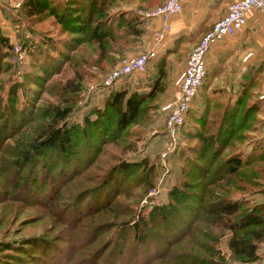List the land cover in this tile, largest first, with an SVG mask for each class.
Instances as JSON below:
<instances>
[{
	"label": "trees",
	"instance_id": "16d2710c",
	"mask_svg": "<svg viewBox=\"0 0 264 264\" xmlns=\"http://www.w3.org/2000/svg\"><path fill=\"white\" fill-rule=\"evenodd\" d=\"M129 1L132 0H25L23 3L27 16H47L50 19L52 27L46 35L48 51L43 54L41 73L35 77L50 79L47 86L52 82L60 93L58 101H46L41 106L35 105L33 101L36 97H33L27 113L23 111L18 121L12 117L18 126L24 123H32L33 126V122L44 120L38 124L39 128L35 126L33 136L23 142L17 153L19 161L27 162L34 157L41 160V172L52 182L54 177L58 178L56 183H52L54 188L52 186L53 189L45 192L40 200L44 207L41 215L50 222L45 226L47 231L65 223L68 206L89 197L93 188L103 182H95L100 176V166L95 160L102 146L109 141L115 142L129 124L151 115L156 110L160 93L168 96L170 85L168 82L162 85L167 67L165 59H162L158 76L149 90L136 91L128 89L127 85L116 86L104 107L95 108L97 119L94 124L101 126V130L89 135L94 139L87 137L85 144L80 143L81 132L87 133L85 121L83 124L66 120L82 89V82L90 77L105 76L114 67L119 55L141 42L146 32V18L134 8L122 7V3ZM158 1L139 0L140 4L146 2L144 4L147 5ZM54 26H57L55 37L51 35ZM10 44L0 29V66L3 57L8 55ZM52 73H59L62 77L52 81ZM205 77L186 111L185 118L197 122L200 128L194 135L197 140L188 147L190 152L181 168V184L170 189V198L166 203L153 206L146 214L139 211L132 218L127 207L122 210L117 208L123 203L119 194H125V190L133 186L125 185L124 180L139 170L145 171L144 176L151 174L152 166L147 164L146 157L114 163L106 175L118 171L122 173L121 180L119 178L117 182L112 177L118 184L114 192L106 194L101 205L80 213L78 221L77 217L71 218L69 223L77 233L70 234L66 240L76 242L75 250L82 246L84 250L81 249L77 263L135 264L136 260H130V255L136 254L142 258L136 264H226L219 244L223 232L213 231L218 227L224 232L229 231L227 252L234 259L253 262L262 257L264 199L251 202L248 197H233L231 191L245 190L248 184L259 179L262 180L261 190H264V145L246 154L236 149L225 153L226 146L245 138L246 131L243 130L252 127L250 122L258 119L261 103L252 101L243 107L253 88L251 84L243 85L235 101L227 102L221 113L215 112L209 122L201 97ZM38 79L34 81L36 85L41 83ZM36 93L38 89L34 90ZM161 102L159 111L164 119ZM213 123H217L215 129H212ZM101 131L104 134L100 135ZM107 132L114 136L109 138ZM105 154L113 156L108 150ZM54 164L55 168L52 167ZM78 176L95 184L76 191L81 182L75 180ZM106 176L102 178L105 183L111 180ZM68 182L72 191L66 196L61 189ZM36 183L41 186L40 182L34 181L31 186L35 189ZM172 217L176 218L175 226L170 224ZM82 218L88 219L82 222ZM101 218L102 221L97 222ZM95 220L97 224L90 226ZM108 232L109 235L99 243V237ZM55 238H61L60 232L51 237L25 236L18 242L0 239V264L38 263L45 255V248H51ZM144 244L150 248L149 251L144 250Z\"/></svg>",
	"mask_w": 264,
	"mask_h": 264
},
{
	"label": "rangeland",
	"instance_id": "374dc122",
	"mask_svg": "<svg viewBox=\"0 0 264 264\" xmlns=\"http://www.w3.org/2000/svg\"><path fill=\"white\" fill-rule=\"evenodd\" d=\"M24 1L0 0V12L4 14L7 11L10 14L9 24L0 22V29L4 34L9 33V35H5L11 43L8 47V55L3 57L0 66V239L18 242L20 238L25 236L35 235L36 237H40L41 235H45L51 237L56 232H60L61 238H55L53 240L54 243L50 244L51 248H45L43 258H40L38 263L33 262V264H83L84 262H76L80 256L81 249L84 251L83 246L75 250L76 242L66 240L70 234L75 235L77 233V230L71 229L69 223L72 221L71 218L75 219L77 217L78 221L80 213H84L88 208L93 209L101 205V200L103 201L106 198V194L109 193L111 195L114 192L115 187L118 186L116 182L119 178L121 180L122 173L118 171L106 176L108 169L117 161L147 158V164L152 166L151 174L144 176L145 171L139 170L136 174L129 175L124 180L126 181L125 185L129 184L133 186L125 190V194H119V198L123 203L117 205V208L121 210L127 207L131 211L132 218H135L139 211L146 214L153 206L166 203L170 198V189L176 184H181L183 179L181 168L185 165V156L190 152L188 150L189 145L197 140L194 135L200 127L197 122H192L188 118H185L181 126L183 129L180 128L175 138L170 137L164 125L163 115L159 111V102L165 99L166 95L160 93L157 97L158 105L156 110L151 115L146 116L145 119H137L135 122L129 124L118 139L114 140L115 142L109 141L102 146V150L95 160L100 166V170L98 171L100 176L96 178L95 182H103L93 188L89 197H84L78 204L68 206L65 223L57 224L54 230L47 231L48 228L45 226L50 225V222L41 215V213H44V207L41 205L42 202L40 200L46 195L45 192L54 188L52 183H56V179L58 178L54 177V182H52L51 179H48L47 176L45 177L41 172L43 163L41 160L38 161L34 157L27 160V162L19 161L20 158L17 153L18 149L23 146V142L27 141L30 136H33L35 126L39 128L38 124L44 120L40 119L33 122V126L32 123H24L18 126L17 121L20 116H23V111L27 113L30 110L33 97H36L33 101L35 105L41 106L46 101H58L60 93L59 89L57 90L52 82L47 86L50 79H45V77L38 79V77H35V75L41 73L40 69L44 61L43 54L48 51L49 44L46 43V35L50 33V27H52L50 19L47 16L41 18L39 16H27L22 7ZM144 3L139 4L134 9L139 13L140 8L154 5ZM9 4L13 7V11L7 10L8 6L10 7ZM145 21L148 27V19H145ZM6 26L9 27L7 28ZM53 30V32L51 31V35L57 33V26H54ZM146 32L142 35L141 42L119 55L118 60L113 66L117 65L124 56L139 53L152 46L153 40L151 37H147L144 40ZM55 36L57 35L53 37ZM183 36L182 43L177 41L166 45L163 43V40L158 47L154 62H150L148 69L143 73L123 75L110 86L103 84L104 75H101L99 78L90 77L82 82V89L73 102L72 111L66 117L68 122L78 121L84 124L85 121L87 133L81 132L78 138L80 143L85 144L87 137L94 139V136L89 135H94L101 130V126L94 124L97 119L95 118L97 115L95 108L104 107L106 100L116 86L127 85L128 89L136 91L149 90L158 76V66L162 59H165L166 64H173L169 70L165 67L162 85L165 86L167 82L171 85L174 84L175 81L170 82L173 70L185 52L186 43L191 39L190 33ZM150 39L149 45L145 47L144 41ZM260 40L264 44L262 38ZM257 43L264 50V47H261L260 41H257ZM18 45H20L23 51L21 58L18 56ZM175 47L176 49H174ZM173 50H177V52H175L174 56H170ZM217 52L218 50H215V48L214 50L212 48L210 53L207 52V73L204 86L201 87L202 107L204 106L207 109L205 116L209 122L212 121L215 112L221 113L224 105L227 102H234L239 94V90H236L234 85L235 78L239 77L236 74L239 69L238 61H236L238 60L237 54L232 51L224 62L223 59L220 61V58L218 60L214 59L215 56L213 54ZM67 72L68 74L71 73L70 70ZM50 76L52 81L54 79L56 81V79L62 77L59 73H52ZM176 77L177 75L174 79ZM37 79L41 83L36 85L34 81H37ZM231 82L233 86L230 85ZM260 88L261 86L259 85L252 88V93L246 99V103L243 106L245 107V105L252 101H256V103L260 102L258 119L250 122L253 125L252 127H246L243 130L246 131V136L243 140L226 146L225 153L236 149L246 154L261 144L264 145V132L261 129V123L264 118V98L259 97ZM35 89H38V93L36 94H34ZM12 117H15L17 121H13ZM113 123L114 120L109 123L108 131L112 128ZM216 125L217 123H213L212 129H215ZM107 133L109 138L114 136L109 134V132ZM102 134L104 133L101 131L100 135ZM107 150L113 154L112 157H108L105 154ZM50 158L49 161L51 162ZM52 167L55 168V164ZM105 176L111 180L105 183V180L102 179ZM112 177L116 178V182ZM75 180H81L76 191L81 187L93 186L95 184L94 181L83 180L81 176L76 177ZM34 181L41 183V186L37 183L35 184L37 190L31 186ZM261 182V179L252 181V183L246 186L245 190L232 189V196L237 198L248 197L251 202L264 199V190H261ZM70 185L71 183L68 182L65 188L61 189L65 191L64 195L66 196L72 191ZM82 219V222H84L88 218ZM99 221H102V218L97 220V222ZM97 222L95 220L89 225L97 224ZM170 224H173V226L177 224L175 217L170 219ZM5 228L6 231L4 232ZM219 230L223 232V235H220L219 244L223 256L227 261L226 264H264V248L261 250L263 253L262 257L253 262H241L234 259L227 252L226 240L229 231L226 230L224 232L220 227L213 231L218 233ZM107 235H109V232L101 235L97 241L101 243ZM143 248L146 251L150 250L146 244H144ZM35 251H38V248H35ZM138 257L140 256L132 254L130 255V260H136L137 263L138 259L139 261L142 259Z\"/></svg>",
	"mask_w": 264,
	"mask_h": 264
},
{
	"label": "built area",
	"instance_id": "2783aa9c",
	"mask_svg": "<svg viewBox=\"0 0 264 264\" xmlns=\"http://www.w3.org/2000/svg\"><path fill=\"white\" fill-rule=\"evenodd\" d=\"M183 0H163L161 3L140 8L139 13L145 18H159L160 22L153 30V44L136 54L124 56L117 65L111 68L103 79L105 86L111 85L123 75L143 73L150 60L156 57L158 47L171 28V17L182 9ZM259 11L264 15V0H232L225 11L212 26L200 37L188 51L184 67L175 79L173 94L160 104L164 112L167 134L175 138L183 124L186 111L201 86L206 74L205 56L210 45L216 41L233 37L247 22L248 17ZM264 42V27L261 34ZM18 56L23 51L17 46ZM260 98H264V83L261 86ZM264 132V118L261 123Z\"/></svg>",
	"mask_w": 264,
	"mask_h": 264
},
{
	"label": "crops",
	"instance_id": "0c3cea01",
	"mask_svg": "<svg viewBox=\"0 0 264 264\" xmlns=\"http://www.w3.org/2000/svg\"><path fill=\"white\" fill-rule=\"evenodd\" d=\"M12 1V0H11ZM161 1V0H160ZM153 3L159 4V2ZM232 0H183L182 1V9L179 13L173 15L171 17V28L166 32L164 37V44H172L173 42H181L183 35L190 33L191 39L186 43V49L183 53L182 58L179 60L180 62L173 70V74L170 78V82H174V77L179 75L184 67L185 59L188 51L193 47L200 37L205 33L213 24V22L218 19L223 13H225L228 4ZM14 3V2H13ZM12 3V5H13ZM140 4L139 0H132L130 2L122 3V7L125 8H134ZM151 4V5H153ZM10 5V4H9ZM10 9L13 11V7L8 6L7 10ZM4 12V10H3ZM10 14L5 11L4 14L0 12V22H5L9 24ZM7 16V17H6ZM148 19V27L146 25L147 32L144 40L147 37H151L153 40V30L159 24V18H146ZM7 28L9 26H6ZM264 27V15L259 11L255 12L254 15L248 17L246 25L239 30L233 37L224 39L220 42H215L210 45L208 53L210 50L215 48L218 50L217 53H214V59L224 62L227 60L229 55L234 51L238 57L239 69L236 73L239 77L235 78L234 85L235 89L239 90L243 85L251 84L253 87L262 86L264 83V50L258 46L257 41L261 43V32ZM150 33V34H149ZM9 35V33H5ZM152 34V35H151ZM150 40L144 41L145 47L149 45ZM143 44V45H144ZM216 44V45H215ZM261 47H264L263 43H261ZM213 46V47H212ZM144 47V46H143ZM144 47V48H145ZM176 49V47L174 48ZM177 50H173L170 53V56H174ZM221 54V56H220ZM207 56V53H206ZM205 56V62H206ZM171 58V57H170ZM154 62V58L152 61ZM148 63V65H149ZM148 65L146 70L148 69ZM170 63H167V68L171 67ZM145 70V71H146ZM174 79V80H173ZM175 84V82H174ZM169 84L170 89L168 90L167 97L169 98L173 94V85ZM231 86L232 82L230 83ZM261 89V88H260ZM258 90V89H257ZM256 90V91H257Z\"/></svg>",
	"mask_w": 264,
	"mask_h": 264
}]
</instances>
